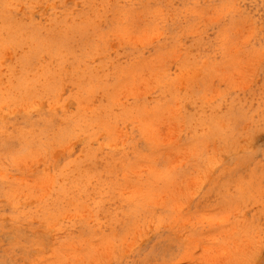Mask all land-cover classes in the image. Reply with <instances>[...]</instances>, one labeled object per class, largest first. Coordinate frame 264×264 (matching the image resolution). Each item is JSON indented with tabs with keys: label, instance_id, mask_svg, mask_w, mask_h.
I'll return each instance as SVG.
<instances>
[{
	"label": "rangeland",
	"instance_id": "374dc122",
	"mask_svg": "<svg viewBox=\"0 0 264 264\" xmlns=\"http://www.w3.org/2000/svg\"><path fill=\"white\" fill-rule=\"evenodd\" d=\"M0 264H264V0H0Z\"/></svg>",
	"mask_w": 264,
	"mask_h": 264
}]
</instances>
